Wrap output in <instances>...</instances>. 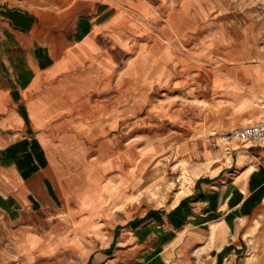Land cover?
<instances>
[{"label":"crops","instance_id":"obj_1","mask_svg":"<svg viewBox=\"0 0 264 264\" xmlns=\"http://www.w3.org/2000/svg\"><path fill=\"white\" fill-rule=\"evenodd\" d=\"M152 8L147 16L129 0H0V264H8L6 241L12 264L30 263L33 254L115 264L111 246L122 222L101 210L89 228L74 231L88 210L67 176L77 170L72 160L96 167L130 149L122 167L101 174V184L118 188L114 171L135 159L143 136L117 146L109 134L141 114L188 130L174 153L192 180L148 216L124 220L132 250L140 247L139 260L127 264H264V140L219 137L259 119L264 55L216 58L199 98L209 102L192 100L183 84L196 63L158 47ZM130 173L122 171L120 190L131 184ZM197 242L204 256L192 260L187 248Z\"/></svg>","mask_w":264,"mask_h":264},{"label":"rangeland","instance_id":"obj_2","mask_svg":"<svg viewBox=\"0 0 264 264\" xmlns=\"http://www.w3.org/2000/svg\"><path fill=\"white\" fill-rule=\"evenodd\" d=\"M147 1L158 11V24L155 21L149 23L156 30L152 39L156 38L159 41L158 47L170 46L174 54L184 55L196 63L194 72L189 73V79L186 77L188 74H185L183 84L185 93L187 90L192 92L190 96L192 100L205 104L209 102L208 99L199 98L205 96L204 92L210 88L211 74L216 69L214 65L216 58L228 61L243 59V55L244 57L254 54L264 55V0ZM147 1L129 0V3L139 7L145 15H153L155 11ZM159 23L163 24V31L170 36L158 30ZM258 73L260 78L264 76L261 69ZM164 96L171 98L165 93ZM184 97L186 99L187 95L185 94ZM261 114L262 111L260 117ZM141 115L121 123L109 134L117 137L115 140L117 146H119L118 142L123 145L124 141L128 140V136L132 138L143 136V141L135 144L137 149L135 159L124 168H116L117 170L114 171L112 177L118 188H114L110 181L101 184V174L107 168L122 167L123 161L133 156L130 149L121 151L119 155L108 159L105 163H98L96 167L92 163H84V158L72 160L77 170L67 176L68 184L76 187L83 210H88L87 215L74 220V231L89 228L91 216L100 213L101 210L107 213L111 210L110 215L114 220L122 222L117 229L120 238L111 246L115 264H127L139 260L140 247L135 251L132 250L133 245L128 242L129 235L126 234L128 224L125 225L124 220L148 216L158 206L156 204L170 203L178 195L186 192L184 184L192 180V176L187 172V163L174 153V143L182 138L187 139L188 130L168 118L160 120L152 116L145 121L141 119ZM155 143L162 148L157 150L158 146ZM199 146L202 149L204 143L199 142ZM127 170L131 171L128 176L131 184L120 190L124 183L122 171ZM99 195L100 199L96 197ZM109 199L110 202L107 201ZM71 214L74 216L73 213ZM105 218L102 213L100 219ZM106 224L110 226V223H104L103 226ZM152 240L153 238L149 236V243L153 242ZM2 243L8 264H12L14 260L11 259L9 255L11 252L6 246L8 241ZM200 245L201 242L188 245L187 257L194 260L196 257L204 256L202 253H196ZM60 258H67V264L72 260L71 256L66 257L65 254H33L30 263L25 260L21 263L60 264ZM191 262L193 261L190 260Z\"/></svg>","mask_w":264,"mask_h":264},{"label":"built area","instance_id":"obj_3","mask_svg":"<svg viewBox=\"0 0 264 264\" xmlns=\"http://www.w3.org/2000/svg\"><path fill=\"white\" fill-rule=\"evenodd\" d=\"M241 138L252 142H261L264 140V103L262 104V114L260 119L245 127H237L233 130L221 133L223 141Z\"/></svg>","mask_w":264,"mask_h":264},{"label":"bare ground","instance_id":"obj_4","mask_svg":"<svg viewBox=\"0 0 264 264\" xmlns=\"http://www.w3.org/2000/svg\"><path fill=\"white\" fill-rule=\"evenodd\" d=\"M36 43V42H35ZM155 44V43H154ZM220 138H221V136H220ZM245 163V162H244ZM251 163V162H250ZM121 166V165H120ZM247 170V169H246ZM244 174V173H243ZM180 177V176H179ZM112 184V183H111ZM180 189V188H179Z\"/></svg>","mask_w":264,"mask_h":264}]
</instances>
